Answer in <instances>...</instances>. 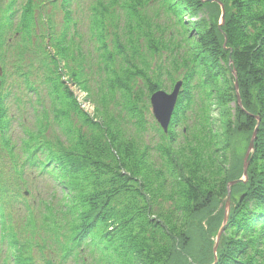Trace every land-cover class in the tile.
I'll list each match as a JSON object with an SVG mask.
<instances>
[{
    "label": "trees",
    "instance_id": "trees-1",
    "mask_svg": "<svg viewBox=\"0 0 264 264\" xmlns=\"http://www.w3.org/2000/svg\"><path fill=\"white\" fill-rule=\"evenodd\" d=\"M222 1L220 28L207 0H0V264L212 262L243 173L212 114L233 69L248 141L260 120L216 264H264V0ZM178 80L165 132L150 95Z\"/></svg>",
    "mask_w": 264,
    "mask_h": 264
},
{
    "label": "water",
    "instance_id": "water-1",
    "mask_svg": "<svg viewBox=\"0 0 264 264\" xmlns=\"http://www.w3.org/2000/svg\"><path fill=\"white\" fill-rule=\"evenodd\" d=\"M208 1H217L221 5V9H222L221 21L223 23L224 14H225L223 3L220 2L219 0H208ZM225 44H226V40L224 42V46ZM232 72L234 76L236 77L235 69H233ZM181 86H182V80H178L176 81V83L173 86V89L170 92H167L164 89H159L150 95V104L152 107L153 116L155 117L156 121L159 123V125L162 127V129L165 132L168 130V126L170 124V120H171V117H172V114H173V111H174V108L177 102L178 95L180 93ZM235 88H236L238 102L239 104H241L239 93L237 91L238 89L237 82L235 83ZM256 117H257V124L253 130V134L250 138V141H249V144H248V147L244 155V159H243L242 177L238 179H234L227 184V195H226V200H225V205H224V215H223V219L221 221L220 226L212 234L213 260L209 264H216L218 260V248H219L221 236L223 235L225 231V227L227 225L229 214H230V209H231V186H233L236 183L246 182L248 179L247 170H248L252 152L254 150V141L257 136L259 120H260L258 116Z\"/></svg>",
    "mask_w": 264,
    "mask_h": 264
},
{
    "label": "rangeland",
    "instance_id": "rangeland-1",
    "mask_svg": "<svg viewBox=\"0 0 264 264\" xmlns=\"http://www.w3.org/2000/svg\"><path fill=\"white\" fill-rule=\"evenodd\" d=\"M219 1L223 3L222 0H219ZM209 2L218 3L217 1H209ZM223 5H224V3H223ZM219 6H220V9H221V5L220 4H219ZM48 9L50 10L51 6H48ZM48 9H47V11H49ZM224 9H225V6H224ZM58 15L59 16H57V18L60 17V14H58ZM159 16L161 17V22L163 23V19H164L163 15L159 14ZM221 16H222V9H221L220 16L218 18V24H219L220 28H221V26L224 23V22L222 23V21H221V19H222ZM224 17H225V14H224ZM87 32L88 31H87V28H86L85 29V33L89 34ZM236 82H237V85H238L237 91L239 93L241 104H239L238 99H237V101L231 102V104L220 105L219 101H218V98H217V95L215 94L214 95V100H213V112H212V114H213V122L215 124V128L214 129L219 134H221V135L223 134L222 141L224 142V132H225V129H226V122L228 120L227 112L231 109V111L233 112L232 120L234 121L233 130L235 131V134H234L233 139H232V149H233L235 157H240L241 156L244 159V155L246 153V150H247V147H248L250 139H249V141L247 140V134H246L247 130L244 129L245 124H243V122H240L241 116L238 113V106L240 107V110H242L244 113L247 110L245 109V107L242 104V99H241V95H240L239 83H238L237 77H235V79H234V83H233L234 87H235V83ZM69 86L71 87V89H73L74 93L77 95L78 100L81 102L82 108L85 111H87L88 113L92 114L94 112V105H93V103L90 100H88L86 98V94L84 92H81L80 90H78L74 85H69ZM167 91H170V90H167ZM235 93H236V88H235ZM236 97H237V94H236ZM13 112H15L14 109H13ZM28 118L29 119L27 121L29 123V121L32 119V117H30V115H29ZM18 125H19L18 122H16L15 126H16L17 129H19ZM17 129H16V131H17ZM252 134H253V131L251 133V136H252ZM251 136H250V138H251ZM206 222H207V220H205L204 223H206Z\"/></svg>",
    "mask_w": 264,
    "mask_h": 264
},
{
    "label": "bare ground",
    "instance_id": "bare-ground-1",
    "mask_svg": "<svg viewBox=\"0 0 264 264\" xmlns=\"http://www.w3.org/2000/svg\"><path fill=\"white\" fill-rule=\"evenodd\" d=\"M252 156V155H251Z\"/></svg>",
    "mask_w": 264,
    "mask_h": 264
}]
</instances>
